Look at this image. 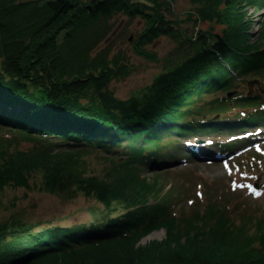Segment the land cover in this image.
<instances>
[{"label": "trees", "instance_id": "16d2710c", "mask_svg": "<svg viewBox=\"0 0 264 264\" xmlns=\"http://www.w3.org/2000/svg\"><path fill=\"white\" fill-rule=\"evenodd\" d=\"M124 1L0 0V130L21 131L25 140H50L49 148L57 142L81 154L101 152L114 157L107 159L112 168L128 177L125 188L114 191L107 183L57 165L45 168L43 191L75 190L95 199L105 215L87 225L39 231L0 226V264H264V232L251 239L230 231L217 243L214 236L207 241L197 238V232L179 230L162 242L140 244L169 221L165 212L151 210L164 208L162 199L141 195L147 193L141 171L159 172L179 161L174 155L183 136L241 135L264 128V109H259L263 97L231 91L237 77L253 78L257 84L264 78L259 74L264 70V34L254 39L255 22L245 11H263L264 0H193L197 19L189 23L210 26L198 30L194 41L189 30L161 14L157 2L144 0L152 7L129 8ZM118 14L143 22L131 45L138 57L157 63L147 48L162 38L175 45L163 72L125 101L116 99L108 85L125 78L130 69L120 55L108 59L105 50L98 51ZM72 20L79 26L66 29ZM258 24L262 29L264 22ZM214 26L219 34L212 33ZM62 30L68 31L58 41ZM230 110L236 111L234 122L210 121L226 118ZM234 145L217 147L230 153ZM45 152L37 154L46 162L52 153ZM14 158L0 160V191L8 184L23 185L25 177L14 163L20 159ZM215 209L219 211L207 205L208 212ZM217 217L215 224H228L220 211ZM230 238L235 241L226 243Z\"/></svg>", "mask_w": 264, "mask_h": 264}, {"label": "rangeland", "instance_id": "374dc122", "mask_svg": "<svg viewBox=\"0 0 264 264\" xmlns=\"http://www.w3.org/2000/svg\"><path fill=\"white\" fill-rule=\"evenodd\" d=\"M43 1L45 0H22V2L31 3ZM152 1L157 2L161 14L176 23L179 22L181 28L189 30L192 36L198 30L207 31L210 28L207 24H200L195 28L192 23H189L197 19L192 12L196 6L192 2L193 0ZM124 2L128 4L129 8H132L130 5L134 4L152 7L146 5L144 0H125ZM164 11L167 14H164ZM245 11L255 22L252 31L254 39H260V32L264 34V24H261L262 29H260L258 23L264 22V10L255 13L246 7ZM78 23L73 21L66 29L75 30L79 26ZM109 25L111 34L98 51L105 50L108 59L113 55H120L123 58V63L130 69L125 78L114 79L108 85L109 92L116 99L125 101L139 95L141 91L151 85L155 77L163 72V62L169 54L174 52L175 45L165 38L158 40L152 47L147 48V51L154 55L158 62L146 61L138 57L131 46L134 38L144 28L143 22L139 18L128 20L125 14H118L110 21ZM67 31L62 30L59 33L58 41ZM212 31L213 34H219L220 28L214 26ZM262 39L264 40V36ZM194 40L193 36L192 41ZM259 74L262 76L264 70ZM259 79L261 82L251 87V95L258 93L264 99V78ZM250 80L253 78L237 77L236 84L231 91H235L236 94L247 93V84ZM227 118L228 120L225 121L234 122L236 111L230 110L227 113ZM210 121L221 122L224 121V118L214 117ZM233 133L223 131L220 134L203 136V138L204 140L212 139L209 141L214 140L215 146L218 139L228 141V136ZM193 134L183 136L181 141L177 140L179 147L182 148L175 151V158L179 155L183 158L186 151L183 141ZM23 137L25 135L21 131H9L7 128L0 130V160H7L8 157L12 159L17 155L20 160L16 157L15 167H19L20 175L25 177L22 180L23 185L8 184L1 189L0 226L5 225L9 228L12 225H19L23 229L39 231L54 226L72 227L87 225L94 220L101 221L105 215L104 208L92 197H86L75 190L64 194H50L43 191L42 183L46 174L44 170L45 168L53 169V166L57 165L60 169L78 172L86 178H95L97 181L107 183L114 191H120L122 187L125 188L123 180L128 181V177L118 172L116 168H112V164L107 160L112 157L101 152L81 154L77 149H68L52 141L51 146H54L49 148L50 140L40 143L41 139H36L38 141L33 138L25 140ZM39 147L45 148L36 149ZM42 151L51 152L52 159L46 162L42 161L40 158L44 155L37 154ZM233 159L224 163L216 160L210 163L214 164L212 166H206L208 165L204 164L208 162L206 160H201L198 164L191 162L186 165L181 164V166L176 161H171L164 165L165 170L151 173V170L145 168V171H141L140 177L146 182L147 190L146 194L141 195L145 198L153 193L154 198L162 199L160 201L164 208L153 209L156 207L153 206L151 210L152 212H165L168 215L166 220L169 221L162 224L159 229L147 234L140 244L162 242L167 239L168 235L178 233L179 230L188 233L197 232V238L207 241L214 236L217 243L220 239L222 241L225 238L224 235L230 231L233 232L232 235H240L243 232L251 239L255 238L258 233L264 232V188L260 186L264 183V143ZM112 160L116 159L113 157ZM156 180L159 181L158 184H156ZM254 185L259 187L260 195L259 191L258 193L251 192ZM141 192L144 193L142 188ZM152 201L158 200L151 199L150 203ZM193 205L195 207L192 209ZM207 205L219 208L220 214L226 215L229 221L228 226L215 224L218 221L219 211L215 209L216 212H211V214L207 211ZM117 213H113L112 216ZM232 241L235 239L230 238L225 242L230 244Z\"/></svg>", "mask_w": 264, "mask_h": 264}, {"label": "water", "instance_id": "95a60500", "mask_svg": "<svg viewBox=\"0 0 264 264\" xmlns=\"http://www.w3.org/2000/svg\"><path fill=\"white\" fill-rule=\"evenodd\" d=\"M255 84H256V81H252V82H249V83L247 84V88H248V91H249V94H248V95H250L251 87H252L253 85H255ZM227 97H229V95H227Z\"/></svg>", "mask_w": 264, "mask_h": 264}, {"label": "bare ground", "instance_id": "6f19581e", "mask_svg": "<svg viewBox=\"0 0 264 264\" xmlns=\"http://www.w3.org/2000/svg\"><path fill=\"white\" fill-rule=\"evenodd\" d=\"M165 128H166V127H165ZM184 137H186V136H184ZM184 137H183V138H184ZM178 148H182V147H178ZM189 159H192V157H190ZM165 165H167V164H165ZM180 241L183 242V241H184V238H181Z\"/></svg>", "mask_w": 264, "mask_h": 264}, {"label": "snow or ice", "instance_id": "6c2138e0", "mask_svg": "<svg viewBox=\"0 0 264 264\" xmlns=\"http://www.w3.org/2000/svg\"><path fill=\"white\" fill-rule=\"evenodd\" d=\"M209 143H211V141H209Z\"/></svg>", "mask_w": 264, "mask_h": 264}]
</instances>
